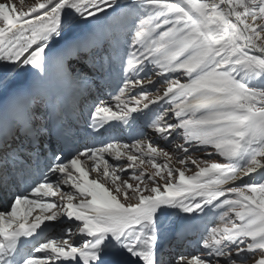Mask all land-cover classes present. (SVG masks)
I'll use <instances>...</instances> for the list:
<instances>
[{
	"label": "snow or ice",
	"instance_id": "6c2138e0",
	"mask_svg": "<svg viewBox=\"0 0 264 264\" xmlns=\"http://www.w3.org/2000/svg\"><path fill=\"white\" fill-rule=\"evenodd\" d=\"M0 209V264H264V0H0Z\"/></svg>",
	"mask_w": 264,
	"mask_h": 264
},
{
	"label": "rangeland",
	"instance_id": "374dc122",
	"mask_svg": "<svg viewBox=\"0 0 264 264\" xmlns=\"http://www.w3.org/2000/svg\"><path fill=\"white\" fill-rule=\"evenodd\" d=\"M35 2V0H24V10H26L27 9V7L28 6H30V5H32L33 3ZM17 6L19 7L20 5H19V3L17 4ZM149 78H151V79H156V76H155V74H152ZM157 87H163V85H162V83H158L157 84ZM149 92L150 93H152V94H155V88H150L149 89ZM111 99V98H110ZM109 99V100H110ZM108 100V101H109ZM107 101V100H106ZM113 107H114V105H113ZM203 158H205V159H208L209 157H203ZM210 159H219L218 157H216V156H212V157H210ZM151 169H149V171H150ZM196 169H195V167L194 166H190V168H189V171H188V173L187 174H191L192 172H194ZM89 175H90V178H96V176H97V174L96 173H93V172H90L89 173ZM124 178H127L126 176L124 177ZM131 182V181H130ZM69 189L68 188H65L64 189V191H68ZM208 219L211 221L210 223H208V225H207V227H209V228H211V227H214L217 223H219V220H218V217H216V218H214L211 214L209 215V217H208ZM201 231V230H200ZM196 238H198V234H197V237ZM191 240H194L195 242H197V239H191ZM196 246V245H195ZM169 243L168 242H166L165 243V248H168L169 249Z\"/></svg>",
	"mask_w": 264,
	"mask_h": 264
},
{
	"label": "bare ground",
	"instance_id": "6f19581e",
	"mask_svg": "<svg viewBox=\"0 0 264 264\" xmlns=\"http://www.w3.org/2000/svg\"><path fill=\"white\" fill-rule=\"evenodd\" d=\"M110 101V100H109ZM37 212V211H36ZM38 212H39V210H38Z\"/></svg>",
	"mask_w": 264,
	"mask_h": 264
}]
</instances>
